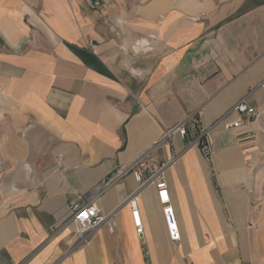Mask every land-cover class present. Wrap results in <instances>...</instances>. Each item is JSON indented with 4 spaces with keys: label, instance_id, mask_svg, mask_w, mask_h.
<instances>
[{
    "label": "crops",
    "instance_id": "0c3cea01",
    "mask_svg": "<svg viewBox=\"0 0 264 264\" xmlns=\"http://www.w3.org/2000/svg\"><path fill=\"white\" fill-rule=\"evenodd\" d=\"M192 116L220 122L168 172L181 240L153 187L139 237L130 168ZM90 199L110 219L73 249ZM0 264H264V0H0Z\"/></svg>",
    "mask_w": 264,
    "mask_h": 264
},
{
    "label": "built area",
    "instance_id": "2783aa9c",
    "mask_svg": "<svg viewBox=\"0 0 264 264\" xmlns=\"http://www.w3.org/2000/svg\"><path fill=\"white\" fill-rule=\"evenodd\" d=\"M247 99L248 96L239 101L230 112H236L244 117V120L237 122V129H246L248 125L255 122L260 117L256 108L248 105ZM219 122L208 128H200L198 118L192 116L187 121L170 130H166L162 138L148 152L140 156L131 166L130 170L138 184V190L129 198L128 203L131 207L136 234L139 237L144 236L145 230L140 219V212L135 195L148 187H153L162 205V214L169 239L172 242H179L181 240V232L170 198L167 180L168 172L171 167L179 162L182 154L192 148H196L203 158L210 160L214 154V140L212 134ZM175 136H179L183 140H188V145L183 152L172 153L170 158L160 161L159 156L163 146L174 148ZM72 213V222L76 227V242L73 249L88 248L92 245L97 230L102 225L106 224L110 217L103 214L97 199H90L86 203H75L72 206Z\"/></svg>",
    "mask_w": 264,
    "mask_h": 264
},
{
    "label": "rangeland",
    "instance_id": "374dc122",
    "mask_svg": "<svg viewBox=\"0 0 264 264\" xmlns=\"http://www.w3.org/2000/svg\"><path fill=\"white\" fill-rule=\"evenodd\" d=\"M97 5H100V4H98L97 2L95 3V6H97Z\"/></svg>",
    "mask_w": 264,
    "mask_h": 264
}]
</instances>
